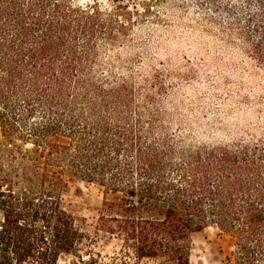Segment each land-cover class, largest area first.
<instances>
[{
  "label": "trees",
  "instance_id": "obj_1",
  "mask_svg": "<svg viewBox=\"0 0 264 264\" xmlns=\"http://www.w3.org/2000/svg\"><path fill=\"white\" fill-rule=\"evenodd\" d=\"M167 1L237 36L264 72V0ZM121 2L0 0V264H95L68 182L115 195L97 230L137 259L190 264L192 234L216 226L234 264H264V127L212 143L172 134L160 71L111 57L151 12Z\"/></svg>",
  "mask_w": 264,
  "mask_h": 264
},
{
  "label": "rangeland",
  "instance_id": "obj_2",
  "mask_svg": "<svg viewBox=\"0 0 264 264\" xmlns=\"http://www.w3.org/2000/svg\"><path fill=\"white\" fill-rule=\"evenodd\" d=\"M142 1L121 3L141 12ZM145 1L150 2L151 12L134 22L129 44L118 47L111 57L118 70V58L131 62L139 77L160 71L164 84L160 105L172 134L187 142L212 143L260 132L264 127V72L249 58L241 39L213 25L198 10L188 12L167 0ZM101 2L107 5L110 0ZM4 154L0 134V162ZM66 196L78 226L90 234L81 247L86 260L90 253L95 264L155 263L137 259L131 241L97 230L103 204L115 200L114 194L97 186L68 182ZM191 239L190 264H234V240L218 227L194 232ZM58 264L80 262L74 253L63 254Z\"/></svg>",
  "mask_w": 264,
  "mask_h": 264
}]
</instances>
